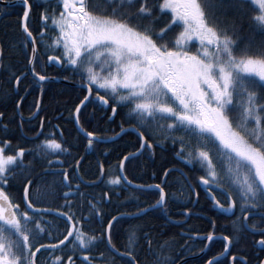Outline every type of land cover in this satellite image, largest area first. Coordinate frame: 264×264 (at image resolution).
Returning <instances> with one entry per match:
<instances>
[{"label":"snow or ice","instance_id":"1","mask_svg":"<svg viewBox=\"0 0 264 264\" xmlns=\"http://www.w3.org/2000/svg\"><path fill=\"white\" fill-rule=\"evenodd\" d=\"M104 3L106 7L100 8L95 0H62V11L58 15L41 13V19L51 20L58 31L48 47H58L61 54L49 55L48 61L76 74L84 82L87 94L74 108L79 131L87 138L89 146L93 142H107L105 137L80 125L81 108L96 102L110 109L112 115L108 119L112 120L117 115V106L126 107L124 117L134 123L129 129L121 124V133L135 132L140 141L139 150L151 151L152 137L157 133L170 138L173 145L179 144L177 157L189 165L199 166L204 173L199 182L215 208L223 214L234 215L239 200V210L248 228L249 212L264 216V48L255 53H250L247 47L241 49L233 39L234 18L231 28L220 27L219 22L209 18L201 0H158L152 5L148 0H104ZM245 4L256 12L251 20L264 32V0H237L233 7L242 9ZM21 7L22 28L31 43L29 70L39 82H44L51 78L35 69L36 37L28 23L34 4L21 0ZM161 14H169L170 20L157 31L155 19ZM144 19L149 23L142 24ZM173 28L180 31L169 46L163 41ZM193 40L198 42L195 51L190 50ZM19 82L20 76H16L15 84ZM3 115L0 113V118ZM0 131L7 132V126L0 124ZM175 132L181 135H170ZM6 145L7 141H0V264H40L38 254L43 256L44 253H48L44 264H74L72 255L55 254L61 246L68 247L73 254L77 248L85 253L101 239L111 252L126 258L127 264H140L136 251L138 227L129 229L127 241L122 245L123 253L112 244L111 231L114 222H120V216L107 220L100 238L83 230L81 221L88 217H77L71 211L67 198L73 193L66 170L61 175L64 186L70 191L64 193L66 203L62 207L68 211L36 207L33 201L39 190L37 188L30 198L31 180L22 187L21 199L25 206L22 210L6 188L13 170L25 167V149L5 154ZM39 147L46 154L68 152L56 139H45ZM133 155L121 159V174L110 177V185L118 186L122 179L125 184H132L123 175V167L124 161ZM47 163L51 166L54 161ZM136 187L157 190L159 199L152 207L164 208L165 191L160 184ZM217 191L224 197L223 203L217 199ZM193 195L198 196L195 190ZM90 211L100 219L96 204H90ZM146 211L140 209L137 215ZM48 215L65 221L62 238H56L55 243L43 242L52 239L51 221L44 219ZM145 239L151 250L147 233ZM205 239L213 241V234L209 233ZM222 239L227 252L232 241L228 236ZM257 244L264 248V230ZM153 255L155 264H172V258L161 252L153 251ZM80 259L91 264L87 254ZM208 264H216L215 259Z\"/></svg>","mask_w":264,"mask_h":264},{"label":"trees","instance_id":"2","mask_svg":"<svg viewBox=\"0 0 264 264\" xmlns=\"http://www.w3.org/2000/svg\"><path fill=\"white\" fill-rule=\"evenodd\" d=\"M29 2L33 3L34 7L30 13L28 23L30 30L36 37L38 47V59L35 63V69L41 74L46 73L45 75L53 74V71L51 72L52 69L62 72L61 68L59 70L58 68L47 67L45 70L38 65L40 59L43 61L47 55L55 53V50L48 47V44H51L52 42L49 40L57 35V30L53 28L51 20H42L41 13H46L49 16L58 15L62 11V0H29ZM154 2H158V0H148L149 5H152ZM201 2L205 6V11L209 15V18L213 22H219L220 27L228 26L231 28L234 18L235 27L232 28L233 39L237 41L241 49L247 47L250 53H255L259 49L264 48V32L258 30L251 20V17L256 15V12L251 6L245 4L242 9H237L233 7V4L236 3L237 0H201ZM95 3L99 5L100 8L106 7L104 0H95ZM165 12L167 13V10H165ZM21 16V4L13 6L0 4V48L2 51L0 62V113L4 114L2 120L0 119V124L7 126V132L0 131V141H7L5 154H15L16 150L21 148L18 146V143L21 140H27L21 136L22 132L27 133L30 130L31 132L28 134H35L42 121H44V125L49 126L46 130L51 131L53 124L51 119L61 112H65L64 116L67 119L64 123V127L70 128L69 130H64L65 132L61 135V140L64 142L75 141L79 142V144L76 147H64L68 149L66 153L46 154L39 145H32L29 143L28 146L24 148L25 155L23 163L25 167L23 170L21 169L24 174H19L21 172L19 168L14 169L6 191L9 192V195L13 198L15 203H20L21 198L17 194L19 184L22 183L24 185L27 180H31L32 185L29 191L31 198L32 193L39 188L40 184H43L42 178L48 175V173L43 174V172H47L49 169L54 170L56 167L61 166L60 163H55V161L61 160L65 169H67L71 175L70 183L72 185L71 192L73 193L70 197V203L72 205L71 211L74 212L77 217H88L81 221L85 232L89 235H95L98 238L102 237L103 229L111 216L135 213L141 208H148V206H152L156 203L159 199V195H156L155 191H142L130 187V193L134 192L135 194H129L128 196L130 199L121 198L118 203L112 206V203L115 202L110 196L111 185L108 183V180L106 181V178L112 173L111 166L112 163L115 162L113 159L115 153H112L113 143H108L102 148L94 146L91 153L88 152V148L86 149V147L81 144L84 140L75 130L73 113L75 106L79 104L80 100L83 99L85 95V90L83 88L67 86L56 82H44L39 86L37 80L30 74L29 58L31 56V43L26 40V34L22 29ZM169 20V14L159 15V18L155 19V29L158 31L161 27L168 24ZM141 23L147 24L149 21L144 19L141 20ZM179 31V28H173L172 31L167 32L163 42H168L169 46H171L170 42ZM41 32L45 34L41 36ZM157 43H161V41H157ZM192 45L193 47H191L190 50L195 51V46L198 45V43L192 42ZM62 74H64L62 76L70 80L83 81L79 76L70 71H66V73L62 72ZM16 76H20L19 85L15 84ZM101 92L104 95V92ZM37 103L39 104V109L36 107ZM17 104H19V107H17ZM37 109V118H33L30 122L21 119L22 116L29 117L34 115ZM89 109L95 110L94 113L102 118L104 117L105 122H109L108 117L110 115L108 114L109 116L107 117V110L93 102L88 103L86 108L83 107L81 109L80 121L82 123L85 117L84 114ZM126 121L130 123L128 125L134 123V121ZM111 126L112 123L110 125L109 122L107 129H110ZM170 135L179 136L181 133L175 132ZM45 136L46 135H40L38 138L31 139V141L39 142L40 139ZM145 136H148L147 131H145ZM123 137L125 138L121 140L122 142L127 139V142L131 144L123 145V147L120 148L127 151L138 150L140 141L136 134L129 132L128 136ZM152 141L160 142L170 151H177L179 149V144L172 145L170 138L165 139V137L159 133L152 137ZM120 142H117L116 145L122 144ZM114 148L117 147L115 146ZM142 155L140 157H142ZM161 156L160 165L154 163L156 166H152V169L151 166L148 165V170L151 173L154 171L157 174L160 169L163 172L165 167H161L165 166V159L169 161L172 157L171 153L169 155L161 154ZM49 160L54 161L51 166L47 163ZM101 165L105 168V178L102 180L103 182L101 184L86 186L78 180L77 172L85 180H88L89 177L99 180L102 174ZM53 172L57 171L54 170ZM110 177L112 176H109V178ZM19 180H21V182ZM49 182L55 189H58L61 185L58 178L53 176V173L49 175ZM158 182H160V180H158ZM121 185L122 181L120 186ZM97 190L99 192L98 196ZM65 191V187L62 186L59 190V195H61V197L59 196L60 201L63 200ZM233 195L235 197V194ZM55 198H57V195H55ZM40 199L41 201L38 200L39 203L36 202L40 206H45V204L49 203V199L45 196H40ZM171 199L170 194H168L167 201H172ZM98 200H100V203ZM175 200H180V197H176ZM90 204H96L98 209H102L103 215L101 219H97L90 211ZM68 210L69 209H66L65 211ZM211 212L214 214L213 216L216 222L231 224L229 228L223 224L216 225L215 232L228 236L232 240L234 246L231 256H237L233 264H242V261H246V264H261L264 258V251L262 254L257 255L256 253L258 251L255 250V248H258L254 246L255 242H251L252 238H256L257 240L259 237L241 229V226L238 224V222L241 221V215L238 214L231 218H227L216 211L212 204ZM48 217L51 222L53 221V228L50 230L52 232V240L56 242V238H62V234L66 227L65 221L53 215H48ZM170 218L177 219L178 216L171 209H168V207L165 209H153L139 216L121 217L119 223L114 222V228L111 231L112 242L116 244L117 248H120V250L124 252L122 245L127 241L128 231L136 226L138 227L137 236L139 238L136 251L137 260L140 261V264H155L156 257L153 255V251L161 252L162 255L171 257L172 264H178L182 258L194 254L197 250L201 249L200 247L202 246L198 245V249H195L196 245L193 246L185 243L187 239L184 238L182 233H175L173 231L176 228L172 224ZM260 220L264 223V218H260ZM147 229L151 232V250L149 249L144 234L148 231ZM245 233L247 234L245 235ZM246 236H248V238H246ZM104 242L102 240L97 243L92 247L91 251L75 254L71 253V255L74 256V264H85V262L79 258V254L91 255V264H127L126 258L111 252L107 249V245ZM117 242L120 243V246ZM100 244L103 245V249L101 250L102 256L101 258H95L94 255H96ZM162 245L163 248H161ZM224 245L225 242L223 240H216L212 243L205 256L188 260L184 264H206L207 260L217 255L218 249L223 251L225 248ZM243 245L250 251V254L247 255L243 253ZM56 253L60 255L58 250ZM216 264L231 263L229 258L224 257L216 261Z\"/></svg>","mask_w":264,"mask_h":264},{"label":"flooded vegetation","instance_id":"3","mask_svg":"<svg viewBox=\"0 0 264 264\" xmlns=\"http://www.w3.org/2000/svg\"><path fill=\"white\" fill-rule=\"evenodd\" d=\"M57 34H58V31H57ZM52 39L49 41L52 42ZM51 44H48V46ZM52 50H55V53L51 54V55H60L61 54L60 49L58 47L55 49H52ZM48 56L49 55H47L44 58V60L42 58L43 61H41V59H40L39 60L40 63L38 65H40L45 70L47 69V67L48 68H56V69L58 68L60 70V67L58 65L48 61V59H47ZM54 70L55 69L51 70V72L53 71V74H49L46 76L65 79L67 81H70L73 83H78V84L84 83L83 81H73V80L66 78L65 76H62V75H64V74H62V72L66 73V71H64L62 69H61L62 72L54 71ZM53 82H55V81H53ZM56 83H59V82H56ZM60 84H63V83H60ZM86 94L87 93L85 91V95ZM94 95H95V91L93 90V96ZM101 95H103L102 92H101ZM109 103L111 104V100L109 101ZM38 109L36 110L35 114L32 116H29V117L22 116L23 121L30 122L33 120V117L35 115L36 116L34 117V119L37 118ZM106 110H107V117L109 115L111 116L112 114H111L110 109H106ZM127 111H128V109L126 107L121 108L120 106H117V115L112 120L108 119V121L110 122V125L112 123V126L110 129H107L109 122H105L104 117L102 118L101 116H98L96 113H94L95 110H92V109L91 110L89 109L85 112V114H84L85 117L83 119V123L80 121V115H79V122H80L81 126H83L88 131H95L97 133V135L105 137L106 140H108V139L115 138L121 134V124H123V127L125 129L130 128L131 125H128L130 123L127 122L125 120V117H124V113ZM64 114H65V112H61L56 117H53L51 119L53 122L51 131L46 130V128H48L49 126L44 125V121H42L40 126L37 128L35 134H28L29 132H31L30 130L27 133L22 132L21 136L27 140H21L18 143V146H20L21 148H26V146H28L29 143H31L32 145H39L40 146L41 142L44 141L45 139H56L59 143L62 144L63 147H68V148L76 147L79 144V142H75V141L74 142H64L61 140V138H62L61 135L64 134V132H65L64 130L70 129L69 127H64V123L67 121ZM2 118H0V119L2 120ZM68 121H69V119H68ZM73 122L75 125V130L82 136V139L84 140L83 143H81V144L83 146H85L86 149L89 148V145L87 143V138L79 131V129L75 123L74 113H73ZM105 131H109V132H105ZM104 132L107 134H105ZM129 132H132V131L124 132L119 137H117L116 139L111 140V141H107L104 143L93 142V144H92L93 148H94V146L102 148L104 145H106L108 143H113V152L112 153L113 154L115 153L113 155V159L115 162L112 163V166H111L112 173L109 176L114 177V176L120 175L121 169H120L119 165H120L121 159L125 155L135 154L139 150V148H138V150H135V151H130V150L127 151L125 149L120 148V147H123V145H130L131 144L130 142H127V139L124 142L121 141L123 138H125L123 136H128ZM133 133L136 134L135 132H133ZM117 134H119V135H117ZM40 135H46V136L42 137L39 142H32L31 141V139L38 138ZM126 138H128V137H126ZM117 142H120L122 144L116 145ZM152 145H153V148L151 151H149L148 149H143L139 155L131 157L129 160H127L125 162L124 167H123L124 174H125V176H127V179L129 181H132V184H134L136 186L160 184L161 187L164 188L165 197H166L164 209L168 207V209H171L178 216L177 219L170 218L172 221V224L176 228L173 231L175 233H182L184 238L187 239L185 241V243H187L189 245H193V246L196 245L195 249H198L197 248L198 245L202 246V247H200L201 249L197 250V252H195L194 254H191L189 256L198 255L207 248V250L205 252V254H206L214 241L223 240L222 237L225 236V235H222L220 233L215 232L216 225L223 224L224 226L229 228L231 224L230 223L216 222L214 220V216H213L214 214H212V212H211V204L213 205V207L216 211H218L219 213H221V212L215 208L213 202L211 201L210 196L204 190V185H202L199 182V177L201 175H204V173L199 169V166L198 165H195V166L189 165L185 160L177 157L176 151L168 150V148L165 147L164 145H162L160 142L158 143V142L152 141ZM115 146L117 148H114ZM170 153H171L172 157L169 159V161L165 159L166 164H165V166L162 165L163 167H161V168L165 167L163 172L160 169L159 173L156 174L154 171L151 173L148 170V165L151 166V169H152V166H156L154 163H156L157 165L161 164V158H162L161 154L169 155ZM141 155H142V157H140ZM153 155H155V156H153ZM23 159H24V157H23ZM59 161H61V160H59ZM168 163H170V164H168ZM60 165L61 166H58L54 169L57 172H53L54 170H52V169L47 170V172H45V171L43 172V174L48 173V175L46 177L42 178L43 184H40V186L38 188L39 195H38L37 199L33 201L35 203L36 207L57 209L61 212L65 211L67 209V208L62 207L66 203L65 197L63 198L62 201H60V198H59V196L61 197V195H59V190L62 188V186H64V179H63V176L61 175V173L64 172L65 170L67 171V169H65L64 164L60 163ZM22 170L20 169L21 172L19 174H24V172ZM166 170H167V175L165 176L164 173ZM51 173H53V176H56L58 178V180L60 181L61 185L58 189H55L54 186L51 185L49 182V175ZM67 173H68V179H69V183H70L71 175L68 171H67ZM109 176L106 178V181L108 180ZM77 178H78V180H80V182H82L86 186L101 184L103 182L102 180L105 178V168L103 167V172H102L101 178L99 180H95L92 177H89L88 180H85L79 175L78 172H77ZM42 179H41V181H42ZM158 180H160V182H158ZM19 181L21 182V180H19ZM121 181H122L121 186L120 185H118V186H112L111 185L110 196L112 197V199L115 202V203H112V206L115 205L116 203H118L121 198L130 199L128 195L129 194H135L134 192L130 193V190H129L130 187L133 189L142 190V191H148V190L149 191H155L156 195H159L158 191L155 189H146V188L141 189L139 187H133V186L125 184L123 179ZM22 187H23V184L20 183L19 187H18L19 190L17 191V194L20 196V198H21ZM30 189H31V185H29V191H30ZM65 189H66L65 193L70 191V189H68L66 187H65ZM193 190H195V193H197L198 196L193 195ZM100 193H101V190H100ZM168 194H170L172 201H167ZM32 195H33V193H32ZM55 195H57V198H55ZM98 195H99V192L97 190V196ZM40 196L47 197L49 199V203L48 204L44 203L45 206L44 205L40 206L39 204H37L36 202H38V200L41 201ZM216 196H217V199H220L222 203L224 202V197L220 194L219 191L216 192ZM70 197L71 196H69L67 198L68 202H70ZM176 197H180V200L176 201L175 200ZM233 198L235 199L234 195H233ZM98 202L100 203V200H98ZM18 204H20L21 209L23 210L25 206L23 204L22 199L20 200V203H18ZM148 207H150V206H148ZM141 209H146V208H141ZM99 210H100V219H101V217L103 215L102 209H99ZM137 212L129 213V215L136 214ZM257 212H259V210H257ZM221 214L227 218H231V217L238 215V214L241 215V221L238 222L239 226H241V229H244L247 233H250V234H253V235L259 237L257 240H256V238H252L251 242L252 243L255 242L254 246L255 247L257 246V248H258V249L255 248V250L258 251L256 254L257 255L262 254V252L264 251V248H261L257 244V242L261 239V232H262V230H264V223L260 220V218H264V217L255 216V215L248 217L247 223H248L249 227L246 228L245 227V221L243 219V215L239 210V201L238 200H237V208H236L235 214L233 216H227L223 213H221ZM249 214H251V212H249ZM30 215H31V212H30ZM125 215H128V213ZM169 217H170V215H169ZM44 219L50 221L48 216L44 217ZM52 222H51V224H52ZM52 228H53V226H52ZM253 231H256V232H253ZM146 233H147V240L151 241L150 230L146 231ZM209 233H212L213 237L218 236V238H214L213 241L208 243L209 241L207 239H205V237ZM247 233H245V235ZM246 238H248V236H246ZM100 241H102V239ZM43 242L44 243H55V241L52 239H45ZM103 242H104V240H103ZM104 243H106V241ZM117 243L120 246V243L119 242H117ZM112 244H113V242H112ZM106 245H107V243H106ZM113 245L115 246L116 249H119V251L121 253H123L120 250V248H117L116 244H113ZM233 246L234 245L232 242L230 244V246L228 247V250H227L226 256H225V258H229V261L231 264H232V262L234 263L236 260V259L233 260V257L237 258V256H231ZM106 247L108 249V246H106ZM102 249H103V245L100 244L98 246V250L100 252L97 250L96 255H94L95 258H101V256H102L101 250ZM242 251L244 254H247V255L250 254V251H248V249L244 245L242 247ZM58 252L60 255H65V256L71 255V253H72L68 247H64V246H61V248L58 250ZM75 253H82V252L80 251L79 248H77ZM224 253H225V248L223 249V251L218 249L217 255L210 258L209 260H212L213 258L218 257ZM55 254L57 255V253H55ZM205 254L203 256H205ZM87 255L90 258L92 257L89 254H87ZM81 256H82V254H79V258ZM189 256H187V257H189ZM38 257H39L40 264H44L45 260L48 257V253H44L43 256H40V254H38ZM187 257L182 258L180 260V262L183 261L184 259H186ZM242 258H245V257H242ZM209 260H207L206 264L208 263ZM263 261H264V258H263Z\"/></svg>","mask_w":264,"mask_h":264},{"label":"water","instance_id":"4","mask_svg":"<svg viewBox=\"0 0 264 264\" xmlns=\"http://www.w3.org/2000/svg\"><path fill=\"white\" fill-rule=\"evenodd\" d=\"M0 4L1 5H5V6H13V5H16V4H21V0H14V1H5V0H0ZM23 29V28H22ZM36 47H37V44H36ZM37 52H38V47H37ZM31 55H32V53H31ZM1 58H2V51H1V48H0V62H1ZM29 72H30V74L37 80V78L31 73V71L29 70ZM51 79H49V80H47V81H44V82H53V81H55V82H60V83H63V84H66V85H69V86H74V87H78V88H84L83 87V84H78V83H73V82H69V81H66V80H64V79H60V78H55V77H50ZM38 81V80H37ZM44 82H39L40 84L41 83H44ZM90 99H91V97H90ZM83 108V107H82ZM81 108V109H82ZM35 117V116H34ZM33 117V118H34ZM80 123V122H79ZM77 125V124H76ZM78 127V126H77ZM79 129V128H78ZM122 134V133H121ZM120 134V135H121ZM119 135V136H120ZM119 136H117V137H119ZM117 137H115V138H112V139H108V140H106V141H111V140H114V139H116ZM91 151H92V145L91 146H89V148H88V152L89 153H91ZM141 151L142 150H140V151H138L137 153H135V155H133L132 157H134V156H136V155H139L140 153H141ZM127 161V160H126ZM126 161H124V164H125V162ZM123 175H125L124 174V172H123ZM130 186H133V187H136V185H134V184H131ZM165 200H166V197H165ZM212 201V200H211ZM158 207H149V208H147L146 210V212H148V211H150V210H153V209H157ZM217 210H219L218 208H216ZM220 211V210H219ZM235 211H236V209H234V213H235ZM146 212H144V213H146ZM143 213V214H144ZM140 215H142V214H140ZM225 215H227V216H233V214H225ZM120 217H125L126 215H119ZM134 216H139V215H137V214H135V215H132V217H134ZM250 216H254L252 213L251 214H249L248 215V217H250ZM255 216H260V217H264V216H262V215H260V214H256ZM248 224V223H247ZM253 232H256V231H253ZM214 238H218V236H216V237H214ZM211 241H209L208 243H210ZM230 246V245H229ZM206 250H207V248L204 250V251H202L200 254H198V255H193V256H189V257H187L186 259H184L183 261H181L179 264H183L184 262H186V261H188V260H191V259H195V258H199V257H201V256H203L204 254H205V252H206ZM226 256V252L224 253V254H222V255H220V256H218V257H215V258H213V259H215V261H218V260H220V259H222L223 257H225ZM212 259V260H213ZM208 264V263H207ZM232 264H233V262H232Z\"/></svg>","mask_w":264,"mask_h":264},{"label":"rangeland","instance_id":"5","mask_svg":"<svg viewBox=\"0 0 264 264\" xmlns=\"http://www.w3.org/2000/svg\"><path fill=\"white\" fill-rule=\"evenodd\" d=\"M192 42H197V41L193 40ZM197 43H198V42H197Z\"/></svg>","mask_w":264,"mask_h":264}]
</instances>
